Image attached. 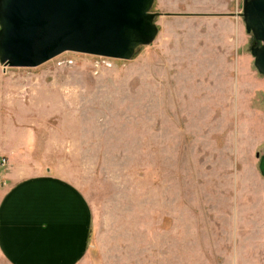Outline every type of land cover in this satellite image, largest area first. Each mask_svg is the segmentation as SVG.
<instances>
[{
  "label": "crops",
  "instance_id": "crops-1",
  "mask_svg": "<svg viewBox=\"0 0 264 264\" xmlns=\"http://www.w3.org/2000/svg\"><path fill=\"white\" fill-rule=\"evenodd\" d=\"M158 2L141 59L165 90L149 96L162 104L154 127L139 120L137 263L264 264V77L244 49L241 16L231 0ZM13 120H0V264L90 262L87 199L34 159ZM146 147H155L148 165ZM157 147H170L168 159Z\"/></svg>",
  "mask_w": 264,
  "mask_h": 264
},
{
  "label": "rangeland",
  "instance_id": "rangeland-1",
  "mask_svg": "<svg viewBox=\"0 0 264 264\" xmlns=\"http://www.w3.org/2000/svg\"><path fill=\"white\" fill-rule=\"evenodd\" d=\"M158 1L149 9L156 31L162 13ZM242 1L231 0L229 10L241 16ZM244 33L249 53L259 42ZM145 49L137 46L127 60L63 51L34 67L0 63V120L14 118L13 134L22 143L32 139L34 159L72 179L91 207L93 248L91 261L83 264H138L139 120L145 117L146 131L154 127V108L160 112L162 104L149 96L165 90L161 84L155 88L159 80L145 78ZM169 149L157 147L156 153L168 159ZM262 154L264 148L258 158ZM154 155L155 147H146L147 165Z\"/></svg>",
  "mask_w": 264,
  "mask_h": 264
},
{
  "label": "water",
  "instance_id": "water-1",
  "mask_svg": "<svg viewBox=\"0 0 264 264\" xmlns=\"http://www.w3.org/2000/svg\"><path fill=\"white\" fill-rule=\"evenodd\" d=\"M153 0H0V63L34 67L72 51L130 59L155 37ZM244 30L256 71L264 76V0H243ZM264 176V154L258 158Z\"/></svg>",
  "mask_w": 264,
  "mask_h": 264
}]
</instances>
